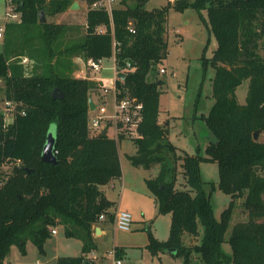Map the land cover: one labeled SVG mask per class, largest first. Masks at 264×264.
<instances>
[{
	"label": "trees",
	"instance_id": "obj_1",
	"mask_svg": "<svg viewBox=\"0 0 264 264\" xmlns=\"http://www.w3.org/2000/svg\"><path fill=\"white\" fill-rule=\"evenodd\" d=\"M14 1L21 21L7 24L0 51L4 98L17 102L11 124L5 125L0 111V166L14 164L5 175L0 169V264H5L13 245L23 251L28 239L42 245L56 226L83 243L81 255L60 256L56 264H93L88 258L97 249L93 226L101 222L102 214L103 221L114 222L110 211L114 203L103 187L123 176L118 145L123 137H110L107 130L91 135L89 98L97 83L75 77L72 67L65 65L69 56L78 54L86 59L112 57L114 48L119 70L127 62L135 67L124 80L116 81L117 87L144 105L139 126L143 137L134 140L136 150L129 159L146 169L158 166L146 185L156 197L159 212L171 215L167 239H158L148 229L150 250L157 254L175 248L183 264H193L196 255L203 264H264V221L257 220L264 216V141L253 136L258 129L264 132V55L260 52L264 0H168L154 9H147L149 0H132L133 4L121 0L110 9L92 7L98 0H83L89 5L85 33L65 46L61 42L70 27L41 22L40 12L62 13L76 0ZM189 7L199 13L217 40L212 55L203 57L205 68L210 64L214 69L213 104L203 116L208 130L205 154L198 147L195 155L178 153L169 140L168 122H159L162 81L153 79L168 54L170 9ZM30 27L29 40L40 43V56L29 69L17 59L24 52L15 51L14 45L21 31ZM246 79L248 93L245 103H240L236 90ZM55 89L64 96L55 98ZM52 126L57 163L41 158ZM203 160L217 163V184L203 178ZM217 186L231 196L220 220L214 214ZM237 199H243L248 218L232 228L231 255L223 250V243ZM199 223L203 225L200 241L187 245V234L200 236ZM115 252L121 257L124 250L115 247Z\"/></svg>",
	"mask_w": 264,
	"mask_h": 264
},
{
	"label": "rangeland",
	"instance_id": "obj_2",
	"mask_svg": "<svg viewBox=\"0 0 264 264\" xmlns=\"http://www.w3.org/2000/svg\"><path fill=\"white\" fill-rule=\"evenodd\" d=\"M120 1H113L110 6H118ZM104 2L107 3V0H104ZM129 2L130 4L134 3L132 0H129ZM14 3V0H0V23L2 21L5 23L6 20L12 21L10 20L12 18L7 13L14 8ZM167 3L168 0H149L146 7L147 9H154ZM85 4H82L80 10H67L68 7L67 11L54 15L48 13L46 16L47 21L51 23H59L70 27L68 35L61 42L62 46L78 41L83 37L86 29L83 24L87 20V8L89 6L86 1ZM42 12L45 13V10ZM203 15L207 17L205 12H203ZM70 23H74V25ZM75 25L76 27L74 28ZM5 34L0 37V51L3 50ZM31 34V27L24 29V31H21L16 45H14L15 51L24 52V55L22 57L18 56L17 59H23L24 56H27L28 60L25 64L28 65L29 69L34 63L39 62L38 56H40L37 50L40 47V43L38 41L31 42L32 40H29ZM166 39L168 42L167 57L153 73L154 80L162 81L159 122L161 124L168 122L169 140L178 148V153L186 152L189 155H195L199 151L198 147H200L202 154H205L208 130L203 116L209 114L213 104L211 79L214 76V69L210 64L205 68L203 57L212 55L213 50L217 47V40L204 19L195 9L190 7L184 11H178L174 8L170 9L166 23ZM260 52L264 55V45ZM33 53L37 55L35 59L31 56ZM66 64L65 67H72L73 70L71 72L73 75L80 69L86 68L84 58L76 59L69 56ZM113 66L114 58L107 57L103 62V70L92 74L110 78L115 73ZM162 67L167 70V73L160 72ZM40 71L41 69L39 68L38 72ZM62 71L66 72L65 70ZM248 87V79L238 86L236 94L240 103H245ZM4 96V79H0L1 107L4 105ZM106 96L107 102L105 103L104 101L102 105L107 108V113H112L114 108L112 92ZM53 130L54 126L51 127V131ZM109 134L114 135L112 127L109 128ZM258 140L264 141V132L261 131L259 133ZM134 143V139H120L118 145L123 178L122 181L117 180L115 184L111 183L104 187L108 191L109 196L116 201V208L127 210L132 214L133 223L130 230H123L117 228L114 223L109 222L104 233L93 235L94 242L97 245L94 264H113L114 256L111 252L115 250L116 246L126 251V255L123 253L121 258L122 264H183L184 259L181 255L169 250L154 254L148 247V229L159 239H166L169 236L171 215L159 212L156 197L148 189L145 182V178H150L157 174L158 166L146 169L134 166L131 163L129 155L136 150ZM200 166L203 178L206 181H214L217 184L219 180L217 163L203 160ZM13 168L14 164L11 162L0 166L4 175L11 172ZM179 169L182 171L181 167ZM230 201L231 196L217 186L213 193L214 214L217 219H221L222 212ZM242 203L243 199H237L235 202L236 209L225 236L227 240L223 243V250L231 255L233 254V248L228 242V238L232 228L237 221H246L248 218ZM257 220L264 221V216L257 218ZM55 228L58 229V233H52L42 244V249H40V245H36L31 239L26 241L25 251L18 245H13L9 256L5 260V264H53L56 263L57 254H80L82 241L78 238L69 239L65 235L64 228H58V226ZM199 231V237L187 234L185 243L187 245L198 243L203 234V225L201 223H199ZM193 264L203 263L196 255Z\"/></svg>",
	"mask_w": 264,
	"mask_h": 264
},
{
	"label": "built area",
	"instance_id": "obj_3",
	"mask_svg": "<svg viewBox=\"0 0 264 264\" xmlns=\"http://www.w3.org/2000/svg\"><path fill=\"white\" fill-rule=\"evenodd\" d=\"M115 0H107V3L104 0H98L92 4V7H106L110 9V3ZM175 1V0H172ZM14 8L9 11L7 14L12 18L9 19L12 21H7L3 24H0V37H3L6 32V27L9 22H20L21 21V13L15 10V5L13 4ZM133 32L135 30H132ZM104 32V31H102ZM116 47V42H114ZM116 49L114 48L113 58L115 63V74L114 76L107 78L103 76H97V73L103 69V61L105 58H92L89 57L85 60L86 68L84 69V76L85 79L92 80L97 83L98 89L102 90L105 93L112 92L113 95V112L107 113V108L104 105L98 106L96 108V114L89 117V127L91 135H97L103 130H108L109 128L114 129V138L119 139L120 137L129 138V139H138L142 138V134L139 131L140 123L143 119V102L140 101L137 97L130 95V94H123L124 90L120 87H117L116 81L118 78L117 73L119 71L127 72L129 70H134L135 67L132 66L129 62H127V66L123 69H118L117 64L115 62V54ZM28 58L24 57L22 62H25ZM161 73H167V70L162 67L160 69ZM17 102L11 99H4L3 107L0 106V111L4 115L5 125H9L13 122L16 112ZM24 113V111H22ZM12 114V115H9ZM114 224L117 228L123 230H130L133 217L132 214L127 210H117L114 212ZM105 215L102 214L100 216V220L105 219ZM53 234L57 233V228H53L51 230ZM114 256L113 264H122V259L117 257L115 250L111 252Z\"/></svg>",
	"mask_w": 264,
	"mask_h": 264
},
{
	"label": "crops",
	"instance_id": "obj_4",
	"mask_svg": "<svg viewBox=\"0 0 264 264\" xmlns=\"http://www.w3.org/2000/svg\"><path fill=\"white\" fill-rule=\"evenodd\" d=\"M77 2H78V7L77 8H72L71 6L67 9V10H73V11H76V10H80V8L82 7V4L84 3L85 4V1H83V0H76ZM86 5V4H85ZM67 10H65V11H67ZM87 11H88V8H87ZM60 21V20H59ZM3 23V21L0 23V24H2ZM70 24H72V25H74V23H70ZM85 27H86V22H85V24H83ZM76 27V25L74 26V28ZM101 31H105V28L104 27H102L101 28ZM3 48H4V42H3ZM24 57H27V56H24ZM73 58H76V59H83L84 57L81 55V54H78V55H75V56H73ZM85 60H86V58H84ZM76 62V61H75ZM104 62V61H103ZM114 67H115V63H114V66H113V69H114ZM104 68V67H103ZM103 70V69H102ZM115 74V73H114ZM75 76H78V77H81V78H83L82 76H84V69L83 70H79L77 73H75L74 74ZM110 93V92H109ZM108 93H105V92H102V91H100V90H94L92 93H91V96H90V98H92V100L94 101V103H95V109H90V116H92V115H94V114H96V108L99 106V105H102L103 103H104V101H105V103L107 102V95ZM112 98H113V96H112ZM113 101H114V99H113ZM107 132H108V135L110 136V137H114V135H110L109 134V129L107 130ZM136 149V148H135ZM120 151V150H119ZM121 156V155H120ZM122 178H123V176H122ZM122 178L121 179H119V181H122ZM146 179L147 178H145V182H146ZM116 181L117 180H114V181H112V182H110L109 184H115L116 183ZM109 184H107V185H109ZM106 186V185H105ZM104 186V187H105ZM104 187H103V190H104V192H105V195H106V197L109 199V200H111L113 203H114V205L110 208V211H112V212H115V211H117V210H119L118 208H116V201L114 200V199H112L111 198V196H109V194H108V191L107 190H105L104 189ZM114 223V222H113ZM108 224H109V222H108V220H105V221H103V220H101V222H99V223H97V224H95L94 226H93V229H94V233H93V235L94 234H96V235H99V234H102V233H104V231H105V228L108 226ZM115 225V224H114ZM57 227V226H56ZM63 228L62 226H58V228ZM98 229H100V232H97V230ZM57 233H58V229H57ZM56 233V234H57ZM168 238V237H167ZM166 238V239H167ZM69 239H72V238H69ZM159 239V238H158ZM160 240H165V239H160ZM83 245V244H82ZM82 247V246H81ZM117 247V246H116ZM96 250V249H95ZM95 250H93L92 252H90L89 254H88V258H94V259H92L93 260V264L95 263L94 262V260H95ZM124 253H125V255H126V251H124ZM82 254V250H81V253L80 254H78V255H71V254H67V255H62V254H57V257H56V261H57V258L58 257H60V256H79V255H81ZM123 256H121L120 258H122ZM7 259V258H6ZM53 264H56V263H53Z\"/></svg>",
	"mask_w": 264,
	"mask_h": 264
},
{
	"label": "water",
	"instance_id": "obj_5",
	"mask_svg": "<svg viewBox=\"0 0 264 264\" xmlns=\"http://www.w3.org/2000/svg\"><path fill=\"white\" fill-rule=\"evenodd\" d=\"M71 7L72 8H77L78 7V2L77 1H74L73 4L71 5ZM40 17H41V19H40L41 22H46L47 21L46 15H45L44 12H40ZM117 76H118V78L124 80L126 78V76H127V73L122 72V71H119L117 73ZM53 96L55 98H62L64 96V94H63L62 91L59 92L58 89H55L53 91ZM89 106H90V109L91 110L92 109H95V103L92 100V98H89ZM105 131L106 130L104 129L103 130V133H105ZM260 132H261L260 129H258V130H256L254 132V135H253L254 136V139H258ZM55 142H56V136H55V134H54L53 131H50L48 133V135H47V141H46V143H45V145L43 147L42 156H41L42 161L48 162V163H57L58 158H57V156L55 154V151H54V149H55ZM97 232H100V229H98ZM39 247H40V249L43 248L42 245H40ZM169 251L174 252V253L177 252V250L175 248L174 249H170Z\"/></svg>",
	"mask_w": 264,
	"mask_h": 264
}]
</instances>
